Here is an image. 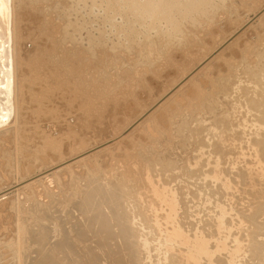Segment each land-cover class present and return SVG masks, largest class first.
<instances>
[{
    "label": "rangeland",
    "instance_id": "rangeland-1",
    "mask_svg": "<svg viewBox=\"0 0 264 264\" xmlns=\"http://www.w3.org/2000/svg\"><path fill=\"white\" fill-rule=\"evenodd\" d=\"M165 2L164 0L18 1L19 7L24 9V13L26 12L21 18V21L24 19L22 25L28 28L27 30L22 26L25 30L23 36H27H24L25 39L22 36L23 39L20 40L24 44L29 43L25 44L26 47L22 44L25 75H19L22 78L19 81V90L21 88L23 90L21 92L23 100L20 98L19 109L23 106L22 108H26L25 111L31 110L32 113L30 111L28 114L32 118L29 119L33 125L36 124L32 126L27 121L28 125L24 128L29 127L26 130L23 128L25 130H22L23 135L30 131L34 133V128L42 126L38 123L41 119L38 118L40 115L51 116L53 113V119L51 117H48V120L47 117L42 119L56 123V116L61 114L58 116L59 123L62 124L61 120L65 121L62 124L65 126L67 121L70 122L67 126L72 124V127H69V130L73 131V133L69 132L71 135H76L81 126L86 128L83 124L88 121H90L89 125L102 124L103 120L110 124L113 122L112 126L115 123L112 128L119 125L115 132L113 130V134L119 133L127 128V123L152 108L161 99L160 97H163L158 103L161 107L159 113L154 115L151 110L148 116L151 120L153 116L154 119L155 117L163 119L158 123L161 131L156 135L157 137L145 138L135 132L132 138L130 137L131 145L128 143L132 149L129 148L128 152L124 153L122 150L127 145L122 142L124 144L122 152L107 154L108 158L111 154L116 158L109 164L102 165L106 168L104 174L95 171L96 175L91 174L88 178L86 175H77L80 179H76L75 184L72 182L69 187L67 186L66 190L69 191L65 190L63 194L65 197L53 203L50 215L52 219L66 222L70 228L65 229L73 234L77 231L76 227L79 226L81 217L78 214L77 203L74 204L70 196H76L75 194L79 192L77 190L86 194L89 190L87 184L92 180L96 181L95 176H103L101 183L115 186L109 187V190L107 188L106 195L109 193L107 199L96 198L98 200L94 201L103 202L101 205L106 203L105 207L102 205L104 207L102 211L108 217L104 214V216L100 215L104 221L116 219L110 222L114 229L110 230L109 227L112 226H108L109 222H106L108 227L104 226L106 228L102 229L103 233L104 230H110V235L109 232L103 234L109 237L114 233L116 236L117 229L120 231V236L117 235L115 240L122 246L119 245L118 248L115 244L116 248L114 243L117 242L112 241L114 238L110 239L113 242L110 246V251L114 248L113 257L120 256L113 258L114 261L128 260L125 261L127 264H189L198 238L197 240L203 239V241L206 239V245L214 255H211L208 262L205 256L196 254L194 256V259H198L195 260L196 264L200 262L202 264H264V0H165ZM163 4L166 5L165 8ZM27 12L33 15V18ZM245 29H250L248 38L245 36ZM214 50L217 51L208 58ZM26 51V54H31L30 52L32 54L26 56ZM218 53L222 55H220L222 60L217 56ZM26 57L29 60L25 59ZM211 60L213 63L210 62ZM188 75L192 77L189 78L193 83L187 89L182 87L180 90L182 93L180 98L183 99V103L180 104L172 99L168 90ZM188 99L191 103L186 101ZM127 100L130 111L124 112V104ZM21 103L23 105L20 107ZM40 105L42 107H39ZM44 107L46 111H38L43 110ZM54 107L57 110H61L62 107L63 109L58 112ZM47 108L52 112H48ZM78 109L83 112L79 113ZM104 109H109V113ZM38 112H40L39 116ZM32 114L37 116L38 124L33 122L35 117ZM43 120L40 121L41 124ZM7 122L9 124L14 122L12 115ZM75 122L79 125L78 129L74 125ZM39 132L40 130L36 134ZM31 134L25 135L27 138L23 136L24 142L33 137ZM39 137L41 136H38V140L42 138ZM33 138L37 139L35 135ZM118 142L121 143L118 140L117 145ZM78 143L75 145L76 154L82 152L79 147L77 148ZM88 146L91 147V144ZM115 148L111 150H117ZM37 169L36 167L34 172H39ZM125 192H128L127 195ZM11 193L14 194L15 191L12 190ZM68 196L70 199L67 200ZM126 198L130 203L124 202L127 201ZM106 207L110 209L107 210ZM144 207L147 212L143 213ZM126 208L134 209L133 213L129 212L131 214L128 216ZM113 210L117 212L116 218H112L115 216ZM118 216L120 217L117 218ZM87 223L85 225L88 227L84 228V225L83 232L90 236L93 222L91 220L92 225L90 220ZM130 224L133 227L127 230L129 226H125ZM122 231L129 233L128 237L131 235V240L125 238L126 235H123ZM103 235L99 237L102 239ZM121 237L128 242L131 241L128 243L130 245L120 239ZM92 240L95 238L92 237ZM104 240L106 247L109 244L106 243L107 238ZM104 240L102 239L103 242ZM107 242H110L109 238ZM184 244L189 245L186 246V250ZM12 245L11 254L19 257L18 264H36L45 259L36 250L34 238L29 240L27 234H18ZM125 245L131 247L127 248L132 254L128 250L125 252L127 249ZM121 247L125 250L123 251L124 248ZM119 249L122 250L121 253ZM28 250L36 251L34 259L37 261L31 262V258L26 254ZM40 253L44 256L42 250ZM125 253L130 255L127 254L125 258ZM128 257L134 260L129 261Z\"/></svg>",
    "mask_w": 264,
    "mask_h": 264
},
{
    "label": "bare ground",
    "instance_id": "bare-ground-1",
    "mask_svg": "<svg viewBox=\"0 0 264 264\" xmlns=\"http://www.w3.org/2000/svg\"><path fill=\"white\" fill-rule=\"evenodd\" d=\"M19 0H0V264H18L19 263V257L18 256H14L13 254H11L12 249H13V245L12 242L13 240H15L16 236H18V234H27V238L29 240H31L32 238H34V243H35V248L38 251V253L44 257L45 259H42L40 262H36V264H102L101 262L103 261L105 264V262L107 264H127L126 262L128 260L125 261H118L116 262V260H113V256L114 254H112V252H114V248L110 251V246L112 245V241L114 240V242L116 241L115 237L118 235L120 236V231L119 229H117L115 232H117L118 234L115 236V233L113 231V229L115 228L114 226H112L110 224L111 221H115L116 219H114L113 217L116 218V213L113 210V214H115V216H112V218L114 219H109V221H104L103 218L100 217V215L102 214H106L105 212L103 213L102 209L104 210V205L106 204H102L104 207H102L101 203L103 202H96L94 201L96 198L98 199H103L105 198L107 195H109V193L106 195V190L108 188V190L110 189L109 187L115 186V185H104L103 183H101L100 181L102 180L103 176H95L96 181L92 180V182H90L89 184H87V188L89 190H87L86 194H82L80 190L77 194H75L76 196H70L71 200L74 202V204H76V207L78 208V214L81 217V222L79 223V226H77V231L73 232V234H70V232L65 229V228H70V226L66 223V222H61L60 219H56L53 218L50 215V208L51 206H53V203H57L59 202L60 198L65 197L64 191L67 189V186L69 187V184L76 181V179H80L79 176H88L93 174H95V171H101L102 173L104 171H106V168L102 167V165H106L109 164L110 162H112L113 160H115L116 157H111L110 161L107 154L110 153H119V151H121V149L123 148L122 145L125 144L126 147H124V153H127L130 147V143L129 142L133 136V134L135 132L143 135L145 138H149V137H155L157 134L160 133L161 129L160 126L158 125L159 122H161L163 119L160 118H156L154 119H149V113L154 112L155 114L159 113L160 110V104L158 105V103L162 100L163 97H160L161 99L156 102L152 108H150L149 110H147L146 112H144L143 114H141L140 116L136 117L135 120H133L130 123H127L128 125L126 126V129H122L123 131L119 132V133H114L113 134V130L114 132L116 131V129L118 128V126L116 125L115 128H112L115 126H112V124H110L108 121L104 120L101 122L102 124H89L90 121L86 122L85 124H83L85 127H79V129L77 128L76 125L77 123L75 122L74 125H76V128L79 130L78 133H76V135H71L69 132L72 131V129L69 130V127H72L71 125L67 126L68 124H70V122L67 121L66 119V124L65 126H63L62 124L65 123V121L61 123H59L58 120V116H61V114H59L57 117V121H55L56 123H54V121H51L50 123L47 121L49 118L54 116L53 114L51 115L49 111V109L47 110L49 113V115L51 116H43L40 115L39 113L41 111H46V108L44 107L43 110H38L40 112H38V118H43V117H47V120H43V123L41 124L40 121H42L41 119H39V125H44L39 126V128H34V133L33 131L28 132L27 134L23 135V131L26 130V128H24L26 125H28L26 122L28 121V123H31V119H29L31 116H29V111H25L24 108H22L23 103H21L20 107L21 109H19V104H20V98L21 97V92H23L22 88L21 90H19V81L20 79L22 80L21 77H19V75L24 74V70L23 69L25 66H23V60H24V48L22 47L23 45L25 46V44L27 43H23L22 40L20 39H25L23 34L25 32H23L25 26H23V20L21 21V18L23 17V15L26 13H24V9L19 7ZM157 1V0H156ZM162 1V0H161ZM187 1V0H186ZM194 1V0H193ZM198 1V0H197ZM200 1V0H199ZM206 1V0H204ZM208 1V0H207ZM211 1V0H209ZM222 1V0H221ZM149 2V1H148ZM160 2V1H159ZM165 2V0H164ZM203 2V1H202ZM42 3V2H41ZM146 3V2H145ZM166 3V2H165ZM189 3V2H188ZM204 3V2H203ZM138 4V3H137ZM179 4H183V3H179ZM196 4V2H195ZM194 4V5H195ZM210 4V3H209ZM116 5V4H115ZM157 5V4H156ZM164 5V4H163ZM162 5V6H163ZM184 5V4H183ZM202 5V4H201ZM21 6V5H20ZM150 6V5H149ZM166 5H164L165 8ZM176 6V5H175ZM199 6V3L198 5ZM204 6V5H202ZM208 6V5H207ZM158 7V5H157ZM189 7V6H188ZM196 7V6H195ZM212 7V6H211ZM168 8V7H167ZM175 8V7H174ZM184 8V6H183ZM192 8V6L190 7ZM206 8V7H204ZM114 9V8H112ZM143 9V8H142ZM177 9V8H176ZM185 9V8H184ZM189 9V8H188ZM194 9V8H193ZM196 9V8H195ZM198 9V8H197ZM196 9V10H197ZM138 10V9H137ZM168 10V9H167ZM171 10V9H170ZM169 10V11H170ZM28 11V10H27ZM39 11V10H38ZM189 11V10H188ZM114 12V10H113ZM166 12V11H165ZM24 13V14H23ZM192 13V11H191ZM190 13V14H191ZM194 13V11H193ZM27 14H29L27 12ZM35 14V13H34ZM165 14V13H164ZM172 14V13H171ZM202 14V13H201ZM206 14V13H205ZM31 15V14H29ZM152 15V14H151ZM139 16V15H138ZM191 16V15H190ZM30 17L33 18V15H31ZM51 17V16H50ZM115 17V16H114ZM112 18V17H111ZM122 18V17H120ZM173 18V17H172ZM181 18V17H180ZM194 18V17H193ZM196 18V17H195ZM127 19V18H126ZM171 19V18H170ZM175 19V18H174ZM167 20V19H166ZM186 20V19H185ZM197 20V19H196ZM195 20V21H196ZM174 21V20H173ZM200 21V20H199ZM210 21V20H209ZM27 23V21H25ZM24 22V23H25ZM198 22V21H197ZM201 22V21H200ZM199 22V23H200ZM25 23V24H26ZM176 23H178L176 21ZM191 23H193V21H191ZM29 24V23H28ZM129 24V23H128ZM194 24V23H193ZM30 25V24H29ZM108 25V24H107ZM115 25V24H114ZM131 25H132V21H131ZM181 25V24H180ZM24 28H23V27ZM110 27V26H109ZM130 27V26H129ZM27 28V27H26ZM25 28V29H26ZM67 28V27H66ZM78 28V27H77ZM111 28V27H110ZM114 28V27H113ZM122 28V27H121ZM178 29V27H176ZM28 30V28H27ZM76 30V29H75ZM123 30V29H122ZM126 30V29H125ZM167 30V29H166ZM175 30V29H174ZM249 30L250 29H245V36L246 38H248L249 36ZM25 31V30H24ZM35 31V30H34ZM57 31V30H56ZM80 31V30H79ZM101 31V30H100ZM176 31V30H175ZM178 31V30H177ZM28 31H26L27 33ZM76 32V31H74ZM112 32V31H111ZM130 32V31H129ZM164 32V31H163ZM170 32V31H169ZM181 32V31H180ZM243 32V33H244ZM100 33V32H99ZM141 33V32H140ZM32 35V34H31ZM126 35V34H125ZM178 35V34H177ZM230 35V34H229ZM23 36V38H22ZM47 36V35H46ZM99 36V35H98ZM136 37V36H135ZM177 37V36H176ZM91 38V37H90ZM225 38V37H224ZM240 38V37H239ZM239 38H237L239 40ZM243 38V37H242ZM154 39V38H153ZM178 39V38H177ZM237 40V41H238ZM242 40V39H241ZM104 41V40H103ZM156 41V40H155ZM179 41V40H178ZM160 42V41H159ZM130 43V42H129ZM143 43V42H142ZM231 43V42H230ZM229 43V44H230ZM234 43V42H233ZM232 43V46H234ZM250 43V42H249ZM23 44V45H22ZM29 44V43H28ZM47 45V44H46ZM238 45V44H237ZM32 46V44H31ZM35 46V45H34ZM153 46V45H152ZM196 46V45H195ZM224 46V45H223ZM227 46V45H226ZM229 46V45H228ZM236 46V45H235ZM26 47V46H25ZM129 47V46H128ZM218 47V46H217ZM31 47H29L30 49ZM37 48V47H36ZM144 48V47H143ZM150 48V47H149ZM228 48V47H227ZM231 48V46H230ZM235 49V47H233ZM26 49V48H25ZM32 49V48H31ZM214 49V48H213ZM217 49V48H216ZM238 49V47L236 48ZM243 49V48H242ZM39 50V49H38ZM37 50V51H38ZM115 50V49H114ZM148 50V49H147ZM218 50V49H217ZM216 50V51H217ZM223 50V49H222ZM240 50V49H239ZM34 51V49H33ZM64 51V50H63ZM210 51V50H209ZM215 50L208 56V58H210V56L213 55V53L216 52ZM238 51V50H237ZM244 51V50H243ZM147 52V51H146ZM236 52V51H235ZM241 51H239L240 53ZM27 51L25 52V55H31L32 52H30L31 54H26ZM35 53V52H33ZM219 54V53H218ZM242 54V53H241ZM240 54V55H241ZM221 54L217 55L220 56ZM231 55V54H230ZM235 55V54H234ZM239 55V56H240ZM46 56V55H45ZM136 56V55H135ZM145 56V55H144ZM222 56V55H221ZM220 56V58H221ZM216 57V56H215ZM31 58V56H30ZM148 58V57H147ZM207 58V60H208ZM214 58V57H213ZM229 58H231V56H229ZM228 58V59H229ZM25 59H28L27 57ZM215 59V58H214ZM219 59V57L217 58ZM226 58L223 59V61H225ZM227 59V60H228ZM233 59V58H232ZM29 60V59H28ZM213 60V59H212ZM212 60L210 62H212ZM216 60V59H215ZM222 60V58H221ZM220 60V61H221ZM230 60V59H229ZM150 61V60H149ZM177 61V60H175ZM219 61V60H218ZM217 61V63H218ZM27 62V61H26ZM206 63V61H203ZM209 62V61H208ZM209 62V63H210ZM231 62V61H230ZM213 63V62H212ZM225 64V62H224ZM227 64V62H226ZM202 65V64H201ZM198 66V65H197ZM204 66V65H203ZM138 67V66H137ZM20 68V69H19ZM199 68V67H198ZM197 68V69H198ZM208 68V67H207ZM62 69V68H61ZM195 69V68H194ZM23 70V71H22ZM172 70V69H170ZM199 71V70H197ZM206 71V70H205ZM208 71V70H207ZM211 71V68H210ZM26 72V71H25ZM116 73V72H115ZM194 73V72H193ZM204 73V72H203ZM210 73V72H209ZM220 73V72H219ZM189 74V73H188ZM196 74V73H195ZM25 75V74H24ZM52 75V74H51ZM197 75V74H196ZM196 75H192V76H196ZM201 74H199L200 76ZM210 75V74H209ZM198 76V77H199ZM203 76V74H202ZM211 76V75H210ZM221 76V75H220ZM52 77V76H51ZM180 77H184V76H180ZM185 76L184 78H182L178 83H176L173 88H171L169 91V94H171L172 99L177 100L178 103L182 104L183 103V99L180 98V93H181V89L182 87L186 88L188 86H191L193 83L191 80L192 77ZM200 78V77H199ZM69 79V78H68ZM207 79V78H206ZM211 80V78H210ZM66 81V80H65ZM200 81V80H199ZM212 81V80H211ZM68 83V82H67ZM198 83V82H197ZM202 83V82H201ZM195 84V82H194ZM210 84V82L208 83ZM62 85V84H61ZM66 85V84H65ZM195 86V85H194ZM199 86V83H198ZM211 86V85H210ZM65 87V86H64ZM178 88H180L178 90ZM197 88V86H196ZM68 89V88H67ZM66 89V90H67ZM69 90V89H68ZM144 90V89H143ZM197 90L200 91L199 88H197ZM61 91V90H60ZM64 91V90H63ZM143 92V91H142ZM164 93V92H163ZM168 93V92H166ZM61 94V93H60ZM72 94V92H71ZM168 94V95H169ZM182 94V93H181ZM190 94V92H189ZM199 94V93H198ZM67 95V94H66ZM142 95V94H140ZM167 95V96H168ZM58 96V95H57ZM183 97H185L183 95ZM198 97V96H197ZM168 98V97H167ZM170 98V97H169ZM186 98V97H185ZM56 99V98H55ZM61 99V98H60ZM64 99V98H63ZM62 99V100H63ZM74 99V98H73ZM187 99V98H186ZM23 100V98H22ZM79 100V99H78ZM83 100V99H82ZM85 100V99H84ZM164 100V99H163ZM190 99L186 100L188 102L191 103V101H189ZM66 101V100H65ZM131 101V100H130ZM56 102V101H55ZM62 102V101H61ZM64 102V101H63ZM113 102V101H112ZM165 102V101H163ZM172 102V101H171ZM176 102V101H175ZM67 103V102H66ZM75 103V102H74ZM114 103V102H113ZM168 103V102H167ZM42 104V103H41ZM58 104V103H57ZM76 104V103H75ZM120 104V103H119ZM176 104V103H175ZM48 105V104H47ZM55 105V104H54ZM67 105V104H66ZM158 105V106H157ZM177 105V104H176ZM191 105V104H190ZM44 106V105H43ZM58 106V105H57ZM79 106V105H78ZM85 106V105H84ZM112 106V105H111ZM114 106V105H113ZM118 105H116L117 108ZM125 106V107H124ZM124 112L130 111V104H129V100H127L124 104ZM187 106V105H186ZM185 106V107H186ZM38 107V106H37ZM39 107H42L41 105ZM38 107V108H39ZM49 107V106H47ZM73 107V106H72ZM95 107V106H94ZM177 107V106H176ZM181 107V106H180ZM52 108V107H51ZM79 108V107H78ZM113 108V107H112ZM165 108V107H164ZM233 108V107H232ZM42 109V108H40ZM54 109H56L54 107ZM63 107L60 109H56L58 112L59 110L62 111ZM81 109V107H80ZM179 109V107H178ZM24 110V111H23ZM84 110V109H83ZM87 110V109H86ZM106 113H109V109L106 110ZM113 110V109H112ZM116 110V109H114ZM55 111V110H53ZM72 111V110H70ZM122 111V113H124ZM167 111V110H166ZM66 112V111H65ZM78 112H83V111H79ZM116 112V111H115ZM32 113V111H31ZM30 113V115H31ZM34 113V112H33ZM77 113V111L75 112ZM105 113V114H106ZM121 113V112H120ZM170 113V112H169ZM173 113V112H172ZM35 114V113H34ZM42 114V113H41ZM44 114V113H43ZM56 114V113H55ZM101 114V113H100ZM103 114V115H105ZM263 114V113H262ZM13 117L14 122L12 124H9L7 121L8 119L11 117ZM36 115V114H35ZM32 114V116L35 117L34 121L35 123L36 120L38 121V119H36L37 116H35ZM48 115V114H47ZM64 115V114H62ZM70 115V114H69ZM87 115V114H86ZM102 115V116H103ZM113 115V113L111 114ZM119 115V114H118ZM123 116V114H120V116ZM138 115V114H137ZM167 115V114H166ZM67 116V115H66ZM71 116V115H70ZM69 116V117H70ZM74 116V115H73ZM72 116V117H73ZM81 116H83L81 114ZM115 116V115H114ZM151 116V117H152ZM33 117V118H34ZM88 117V116H87ZM119 117V116H118ZM126 118V116H124ZM123 117V118H124ZM263 117V116H262ZM32 118V117H31ZM68 118V117H66ZM85 118V117H82ZM95 118V117H93ZM117 118V115H116ZM122 118V121H123ZM124 118V119H125ZM53 119V118H52ZM60 119V118H59ZM89 120H91L90 118H88ZM109 119V117H108ZM114 119V118H113ZM169 119V117H168ZM30 120V122H29ZM98 120V119H97ZM106 120V119H105ZM112 120V118L110 119V121ZM116 119H114L115 121ZM257 120V119H256ZM76 121V118H75ZM100 122V121H99ZM116 122V121H115ZM262 122V121H261ZM9 125H7V124ZM37 123V124H38ZM97 123V122H96ZM29 124V125H30ZM79 124V123H78ZM264 124V123H263ZM262 125V123H261ZM30 125V127H32ZM87 126L89 129H87ZM112 126V127H111ZM75 127V126H74ZM73 127V129H74ZM91 127V128H90ZM109 127V128H108ZM120 127V126H119ZM261 127V126H260ZM23 128L25 130H23ZM125 128V126H124ZM33 129V127H32ZM30 128V130H32ZM68 129V130H67ZM264 129V128H263ZM23 130V131H22ZM38 130H40L39 134H36L38 132ZM29 131V128L28 130ZM37 131V132H36ZM21 132V133H20ZM143 132V134H142ZM32 133L31 135H34L37 137L33 138L31 137V139H27V142H24V137L23 136H28V134ZM73 133V131H72ZM75 133V132H74ZM255 133V132H254ZM22 134V135H20ZM111 134V135H110ZM138 134V135H139ZM30 135V136H31ZM25 136V137H26ZM38 136H41L38 140ZM78 136V137H77ZM149 136V137H148ZM250 136V135H249ZM131 137V138H130ZM157 137V136H156ZM27 138V137H26ZM130 138V139H129ZM137 139V138H136ZM153 139V138H152ZM78 140V141H77ZM121 141V143L117 145V141ZM138 140V139H137ZM149 140V139H148ZM210 140V139H209ZM127 141V143H126ZM152 141V140H151ZM243 141V140H242ZM38 142V143H37ZM78 143L77 148L79 147L82 152L79 153V149L77 150L79 154H76V148L75 145ZM122 142L124 144H122ZM130 145H129V144ZM231 143V142H230ZM88 144H91V147L88 146ZM108 144V145H107ZM257 144V143H256ZM94 145V146H93ZM117 145V146H116ZM229 145V143H228ZM144 147L146 145H143ZM90 147V148H89ZM113 147H116L117 150L112 151L111 149ZM133 147V146H132ZM254 147V146H253ZM115 148V149H116ZM84 149H86L85 151H83ZM132 149V148H131ZM121 151V152H122ZM73 153H75L73 155ZM114 153V154H115ZM73 155V156H72ZM243 155V154H242ZM101 156V157H100ZM213 163V162H212ZM224 164V163H223ZM113 164H111L112 166ZM215 166V165H214ZM38 168L37 170L39 172H34L35 168ZM108 167L110 168V166L108 165ZM249 167V166H248ZM43 169V170H41ZM112 169V168H111ZM108 170V169H107ZM110 170V169H109ZM216 170V169H215ZM263 170V169H262ZM245 171V170H244ZM213 172V171H212ZM102 173L100 175H102ZM104 174V173H103ZM217 174V173H215ZM250 174V173H249ZM79 175V176H77ZM116 175V174H115ZM213 176V175H212ZM224 176V175H223ZM109 177V176H108ZM114 177V176H113ZM12 179L13 182H12ZM106 179V178H104ZM253 179V178H252ZM91 181V180H89ZM105 181V180H104ZM221 182V181H220ZM229 183V182H228ZM75 184V182L73 183ZM225 184V183H224ZM103 185V186H102ZM119 185V184H118ZM128 186V185H127ZM125 186V187H127ZM242 186V185H241ZM66 187V188H65ZM113 188V187H112ZM116 188V187H115ZM128 188V187H127ZM166 188V187H165ZM164 188V189H165ZM228 188V187H227ZM122 189V188H121ZM124 190H126V188H123ZM241 189V188H240ZM15 191L14 194L11 193V191ZM112 190V189H111ZM67 191V190H66ZM69 191V190H68ZM67 191V192H68ZM128 191V190H126ZM111 192V191H110ZM169 192V191H168ZM70 193V192H69ZM68 193V194H69ZM115 193V192H114ZM123 193V192H122ZM126 193V192H125ZM128 193V192H127ZM126 193V195H127ZM175 193V192H174ZM66 194V192H65ZM71 195V194H70ZM112 195V194H110ZM129 195V194H128ZM171 195V194H170ZM13 196V197H12ZM120 196V195H119ZM167 196V195H166ZM108 197V196H107ZM106 197V199H107ZM129 197V196H128ZM158 197V196H157ZM69 196L67 197L68 200ZM69 198V199H70ZM111 198V196H110ZM171 198V197H170ZM96 199V200H98ZM119 199V198H118ZM121 199V197H120ZM119 199V200H120ZM167 199V198H166ZM111 200V199H110ZM116 200V199H115ZM127 200V198H126ZM168 200V199H167ZM172 200V199H171ZM104 201V200H102ZM106 201V200H105ZM109 201V200H108ZM118 201V200H116ZM115 201V204L117 203ZM124 201V199H123ZM163 201V200H162ZM161 201V202H162ZM175 201V200H174ZM129 202L130 200L124 201ZM132 202V201H131ZM160 202V203H161ZM165 202V201H164ZM169 202V201H168ZM109 204V202H107ZM113 203V201H112ZM134 203V202H133ZM122 204V203H121ZM128 205V204H127ZM58 206V205H57ZM112 206V204H111ZM120 206V205H119ZM56 207V205L54 206ZM53 207V208H54ZM108 207V206H107ZM106 207V209H107ZM147 207V206H146ZM116 208V206H115ZM120 208V207H119ZM123 208V207H122ZM171 208V207H170ZM52 209V208H51ZM56 209V208H55ZM110 209V207L108 208ZM107 209V210H108ZM127 213L131 212L133 213L134 209H130V208H126ZM156 209V208H155ZM220 209V208H219ZM106 210V211H107ZM119 210V209H117ZM125 210V209H124ZM123 210V211H124ZM133 210V211H132ZM151 210V209H150ZM223 210V209H221ZM220 210V212H222ZM122 211V210H120ZM146 211V208L144 207V209H142V212L144 213ZM149 211V210H148ZM168 211V210H167ZM166 211V212H167ZM27 212H29V214H27ZM53 212V211H52ZM55 212V210H54ZM110 213H112L109 210ZM119 212V211H118ZM147 212V211H146ZM213 212V211H212ZM123 213V212H122ZM129 213L128 216L131 214ZM175 213V212H174ZM224 213V212H223ZM222 213V214H223ZM14 214V215H13ZM109 214V213H108ZM126 214V213H125ZM142 214V213H141ZM146 214V213H145ZM220 214V213H219ZM103 215V216H104ZM107 215V214H106ZM105 215V216H106ZM112 215V214H111ZM120 215V213H119ZM151 215V214H150ZM153 215V214H152ZM123 216V215H122ZM127 216V214H126ZM127 216V217H128ZM219 216V215H218ZM217 216V217H218ZM100 217V218H99ZM108 217V216H106ZM105 217V218H106ZM111 217V216H110ZM120 216H118L117 218H119ZM132 218V217H131ZM154 218V217H153ZM219 218V217H218ZM133 219V218H132ZM160 219V218H159ZM175 219V218H174ZM233 219V218H232ZM32 220V222H31ZM88 220V221H87ZM91 223V220L93 222L90 232V236H87L86 233L83 232V227L86 224V222ZM119 220V219H117ZM121 220V219H120ZM130 220V219H129ZM156 220V219H155ZM219 220V219H217ZM30 221V222H29ZM161 221V220H160ZM177 221V220H176ZM112 226L109 227L110 230L111 228L113 233L111 236L114 235V237H109L110 235V230H104V232L107 234V232H109L108 236L107 235H103L105 233H103L102 229H105L107 226ZM117 222V221H116ZM122 222V221H121ZM163 222V221H162ZM87 223V224H88ZM123 223V222H122ZM125 223V221H124ZM136 223V222H135ZM155 223V222H154ZM157 223V222H156ZM178 223V222H177ZM225 223V222H224ZM106 224V225H105ZM179 224V223H178ZM223 224V223H222ZM90 225V224H89ZM122 225V224H121ZM126 225V224H124ZM131 225V226H130ZM127 225L125 227H128L127 230H131V228L133 227L132 224ZM135 225V224H134ZM104 226H106L104 228ZM117 226L120 227V224ZM141 226V225H140ZM154 227H156L153 224ZM179 226V225H178ZM88 226L85 225L84 228H86ZM221 227V226H220ZM118 228V227H117ZM124 228V226H123ZM219 228V227H218ZM89 229V228H88ZM88 229L87 232H88ZM180 229V228H179ZM223 229V228H222ZM34 230V231H33ZM125 230V229H124ZM160 230V229H159ZM158 230V231H159ZM85 231V230H84ZM90 231V230H89ZM111 231V233H112ZM165 231V230H164ZM228 231V229H227ZM100 232H102L101 234L103 235L102 239L104 240L105 238H109L110 242H107L109 245L108 246H104L105 240L104 242L102 241L101 237L102 236L100 234ZM124 232V231H122ZM129 232V231H127ZM176 232V231H174ZM197 232V231H196ZM186 233V232H185ZM198 233V232H197ZM99 236H98V235ZM123 233H121V236L126 235L125 238L128 237L129 233H125L122 235ZM143 234V233H142ZM159 234V233H158ZM96 235V237H94ZM145 235V234H144ZM157 235V234H156ZM166 235V234H165ZM183 235V234H182ZM195 235V234H194ZM106 236V237H105ZM138 236V234H137ZM202 236V235H201ZM95 238V240H92ZM124 237V236H123ZM123 237H121L120 239H122ZM173 237V236H172ZM175 237V236H174ZM191 237V235H190ZM200 237V236H199ZM205 237V235H204ZM111 238L112 241L110 240ZM129 239L131 238V235L128 237ZM141 238V237H140ZM162 238V237H161ZM176 238V237H175ZM193 238V237H192ZM191 238V239H192ZM119 239V238H118ZM138 239V238H137ZM190 239V238H189ZM198 239V238H197ZM196 239V243H195V250H194V255L193 257H191V259H189L188 263L189 264H196L195 260L198 259H194V256L197 255H203L205 256V258L208 259V262L210 261V258L212 257L211 255L213 254L208 246L206 245V239H204L205 241L202 240H197ZM123 241L125 239H122ZM121 240V241H122ZM131 240V239H130ZM146 240V239H145ZM154 240V239H152ZM168 240V239H167ZM172 240V239H171ZM122 241V244H123ZM140 241V240H139ZM138 241V242H139ZM162 241V239H161ZM184 241V240H183ZM195 241V238H194ZM112 242V243H111ZM117 242V241H116ZM124 242H126L127 244L131 241L128 242V240L126 239ZM144 242V241H142ZM111 243V244H110ZM121 243V242H120ZM124 243V244H126ZM145 243H149V242H145ZM177 243V242H176ZM183 243V242H182ZM117 243H114V245ZM134 244V243H133ZM139 244V243H137ZM144 244V243H143ZM155 244V243H154ZM192 244V241H191ZM194 244V243H193ZM107 245V244H106ZM121 245V244H119ZM119 245L117 246L119 248ZM130 245V244H128ZM126 246L130 247V246ZM147 245V244H146ZM164 245V244H163ZM174 245V244H173ZM185 245V244H184ZM122 246V245H121ZM155 246V245H154ZM167 246V245H166ZM186 246L185 245V249L186 250ZM189 246V245H188ZM187 246V247H188ZM191 246V245H190ZM234 246V245H233ZM109 247V248H107ZM116 247V245H115ZM116 247V248H117ZM142 247V246H141ZM148 247V246H147ZM161 247V246H159ZM163 247V246H162ZM171 247V246H170ZM193 247V245H192ZM211 247V246H210ZM115 248V249H116ZM124 248V247H123ZM121 247V249H123ZM125 248L123 249V251L125 250ZM131 248V247H130ZM143 248V247H142ZM166 248V247H165ZM168 248V247H167ZM184 248V246L182 247ZM181 248V250H182ZM239 248V247H238ZM237 248V249H238ZM119 249V252L121 253L122 250ZM161 249V248H160ZM171 249V248H170ZM173 249V248H172ZM188 249V248H187ZM235 249V248H234ZM41 250L44 252V256L43 254H41ZM128 250V248L125 250V252ZM133 250V248H132ZM143 250V249H142ZM145 250V249H144ZM183 250V251H184ZM191 249L189 248V251ZM239 250V249H238ZM118 251V250H117ZM130 254H132L130 251V249L128 250ZM127 251V252H128ZM149 251V250H148ZM161 251V250H160ZM231 251V250H229ZM234 251V250H232ZM135 252V251H134ZM187 252V251H186ZM214 252V251H213ZM36 251L35 250H28L26 251V254L31 258V262H33V260L37 261V259H34V255H35ZM129 253H127L128 255H130ZM167 253V252H166ZM169 253V252H168ZM233 253V252H231ZM237 253V252H236ZM125 253V258H127L126 256H128ZM170 254V253H169ZM190 255V253H188ZM187 254V255H188ZM144 255V254H143ZM142 255V256H143ZM192 255V254H191ZM214 255V254H213ZM230 255V252H229ZM233 255V254H232ZM133 256V255H132ZM166 256V254H165ZM228 256V255H227ZM120 258V256H115V258ZM131 257V256H130ZM167 257V256H166ZM189 257V256H188ZM199 257V256H198ZM202 257V256H201ZM214 257V256H213ZM232 257V256H231ZM230 257V258H231ZM114 258V259H115ZM147 258V257H145ZM129 259V257H128ZM133 259V258H131ZM129 259V261L131 260ZM141 259V257H140ZM149 259V258H148ZM188 259V258H187ZM202 259V258H201ZM124 260V258H123ZM134 260V259H133ZM203 260V259H202ZM230 260V259H229ZM233 260V259H232ZM161 261V260H160ZM184 261V260H183ZM206 261V260H205ZM213 261V260H212ZM129 263V262H128ZM200 264H202L200 262ZM205 264V263H203ZM208 264V263H206ZM211 264V263H210ZM214 264V263H213Z\"/></svg>",
    "mask_w": 264,
    "mask_h": 264
}]
</instances>
